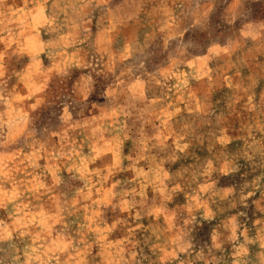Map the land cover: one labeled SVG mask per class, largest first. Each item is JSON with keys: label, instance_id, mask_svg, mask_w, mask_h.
<instances>
[{"label": "rangeland", "instance_id": "1", "mask_svg": "<svg viewBox=\"0 0 264 264\" xmlns=\"http://www.w3.org/2000/svg\"><path fill=\"white\" fill-rule=\"evenodd\" d=\"M0 264H264V0H0Z\"/></svg>", "mask_w": 264, "mask_h": 264}]
</instances>
